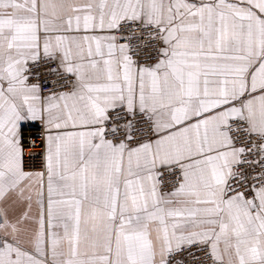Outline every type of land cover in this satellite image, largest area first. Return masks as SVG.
<instances>
[{"label":"snow or ice","instance_id":"snow-or-ice-1","mask_svg":"<svg viewBox=\"0 0 264 264\" xmlns=\"http://www.w3.org/2000/svg\"><path fill=\"white\" fill-rule=\"evenodd\" d=\"M0 264H264V0H0Z\"/></svg>","mask_w":264,"mask_h":264},{"label":"built area","instance_id":"built-area-1","mask_svg":"<svg viewBox=\"0 0 264 264\" xmlns=\"http://www.w3.org/2000/svg\"><path fill=\"white\" fill-rule=\"evenodd\" d=\"M22 130L24 138L29 144L35 143L39 145L42 143L44 129L41 125L29 121L24 124ZM40 151L41 149L39 147H29L26 149V155H33ZM32 163H39V160L34 157Z\"/></svg>","mask_w":264,"mask_h":264},{"label":"crops","instance_id":"crops-1","mask_svg":"<svg viewBox=\"0 0 264 264\" xmlns=\"http://www.w3.org/2000/svg\"><path fill=\"white\" fill-rule=\"evenodd\" d=\"M30 122H33V123H36V124L41 125L38 121H30ZM24 124H25V123H24ZM24 124L22 125V128H23ZM41 126H42V125H41Z\"/></svg>","mask_w":264,"mask_h":264}]
</instances>
